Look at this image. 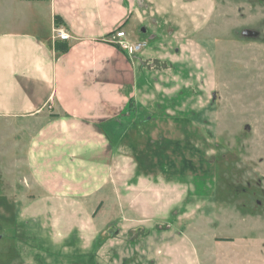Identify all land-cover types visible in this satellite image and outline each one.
Segmentation results:
<instances>
[{
	"label": "rangeland",
	"instance_id": "obj_1",
	"mask_svg": "<svg viewBox=\"0 0 264 264\" xmlns=\"http://www.w3.org/2000/svg\"><path fill=\"white\" fill-rule=\"evenodd\" d=\"M155 2L97 168H14L0 120V264H264V0Z\"/></svg>",
	"mask_w": 264,
	"mask_h": 264
},
{
	"label": "crops",
	"instance_id": "obj_2",
	"mask_svg": "<svg viewBox=\"0 0 264 264\" xmlns=\"http://www.w3.org/2000/svg\"><path fill=\"white\" fill-rule=\"evenodd\" d=\"M154 3L0 0V120L13 126L14 150L26 159L14 168H71L79 142L91 167L103 162L109 149L96 142L106 139L108 110L127 103L119 92L129 85L134 94L139 73L134 56L114 44L115 33L121 28L132 44L144 42L137 32ZM58 28L70 38L60 40Z\"/></svg>",
	"mask_w": 264,
	"mask_h": 264
},
{
	"label": "built area",
	"instance_id": "obj_3",
	"mask_svg": "<svg viewBox=\"0 0 264 264\" xmlns=\"http://www.w3.org/2000/svg\"><path fill=\"white\" fill-rule=\"evenodd\" d=\"M56 32H57V37L60 40H68L70 38V34L64 29L58 28ZM115 35H116V39L114 41V44L118 45L121 49L125 50L129 54H133L146 46L145 42H138L135 44L129 42L127 40V35L125 30H121V28L116 30Z\"/></svg>",
	"mask_w": 264,
	"mask_h": 264
},
{
	"label": "trees",
	"instance_id": "obj_4",
	"mask_svg": "<svg viewBox=\"0 0 264 264\" xmlns=\"http://www.w3.org/2000/svg\"><path fill=\"white\" fill-rule=\"evenodd\" d=\"M117 47H119L118 45H117ZM120 48V47H119ZM121 49V48H120Z\"/></svg>",
	"mask_w": 264,
	"mask_h": 264
}]
</instances>
